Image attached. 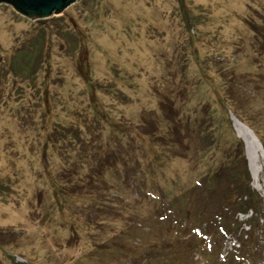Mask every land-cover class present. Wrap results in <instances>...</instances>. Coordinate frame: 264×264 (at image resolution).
Listing matches in <instances>:
<instances>
[{
	"label": "rangeland",
	"instance_id": "1",
	"mask_svg": "<svg viewBox=\"0 0 264 264\" xmlns=\"http://www.w3.org/2000/svg\"><path fill=\"white\" fill-rule=\"evenodd\" d=\"M236 138L264 198V0L0 3V264H251Z\"/></svg>",
	"mask_w": 264,
	"mask_h": 264
},
{
	"label": "trees",
	"instance_id": "2",
	"mask_svg": "<svg viewBox=\"0 0 264 264\" xmlns=\"http://www.w3.org/2000/svg\"><path fill=\"white\" fill-rule=\"evenodd\" d=\"M49 32H50L49 29L45 28V33L48 34ZM45 42L47 43V41L45 40L41 44L40 51H45L43 50V47L45 48L44 46ZM33 53H34L33 51H25V50L20 51V55H22L26 61L25 65L20 63V67H23V70L29 71L31 69L30 65L32 61H34L33 60L34 56L32 55ZM37 63L38 62H36V64ZM235 140H236V144L239 146V152L241 153L242 156L241 163L240 164L237 163L236 165V170L238 171L240 168H242L243 178L241 182L238 183L237 190L231 191V194L227 197L226 202L222 205L223 207H225V210L229 207V211H228L229 214L227 213V215L226 214L224 215L223 213H221L219 214V217L217 219L216 218L214 219L211 216L208 217L206 214L207 212L202 210L200 211V213H196L197 214L196 216L197 217L203 216L204 218H207V221L205 222L201 221L202 223H200L201 225H199L201 226L200 228L198 226L200 231L202 230V228L206 227V225L207 228L210 229L213 223L217 224L221 222L223 230L225 232L230 234L231 230H233V232L236 235L238 233H241V236L237 235L238 238L236 236L237 241L239 240L238 242L240 244V248L239 247L236 248L233 246L232 247L233 249L228 251L226 257L229 258L232 257V255L237 256V254L238 256H241V248L243 247L244 249V247L249 246L250 248H247L244 254L248 257V261L251 264H254L257 261L255 254H257L258 251L257 248L259 247L258 245H255V241L258 238L262 237L264 234V198L262 194L252 185V174L247 157L246 144L240 138H236ZM205 178L207 179V177ZM1 184L2 183L0 182V185ZM209 187L210 186H208L207 189H209ZM231 213H233V215H231ZM239 214L245 215L246 218L242 221L238 217ZM231 216H233V218H231ZM227 217H229L228 221H227ZM195 221H197L196 218ZM202 248H203V253H205L206 252L205 247L202 246Z\"/></svg>",
	"mask_w": 264,
	"mask_h": 264
},
{
	"label": "water",
	"instance_id": "3",
	"mask_svg": "<svg viewBox=\"0 0 264 264\" xmlns=\"http://www.w3.org/2000/svg\"><path fill=\"white\" fill-rule=\"evenodd\" d=\"M80 0H0L33 20L47 19L63 13Z\"/></svg>",
	"mask_w": 264,
	"mask_h": 264
},
{
	"label": "bare ground",
	"instance_id": "4",
	"mask_svg": "<svg viewBox=\"0 0 264 264\" xmlns=\"http://www.w3.org/2000/svg\"><path fill=\"white\" fill-rule=\"evenodd\" d=\"M235 124L237 125V127L241 133L242 138H244V139L245 138H251V139L254 138L255 140L257 139L255 134L253 133V131L248 126H246V124L243 121H241L238 118H235Z\"/></svg>",
	"mask_w": 264,
	"mask_h": 264
}]
</instances>
